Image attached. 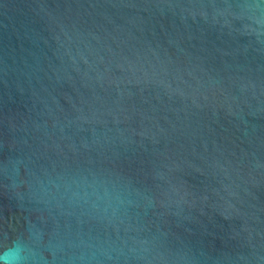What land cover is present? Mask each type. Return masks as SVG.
<instances>
[{
	"label": "water",
	"instance_id": "1",
	"mask_svg": "<svg viewBox=\"0 0 264 264\" xmlns=\"http://www.w3.org/2000/svg\"><path fill=\"white\" fill-rule=\"evenodd\" d=\"M0 264H264V0H0Z\"/></svg>",
	"mask_w": 264,
	"mask_h": 264
}]
</instances>
